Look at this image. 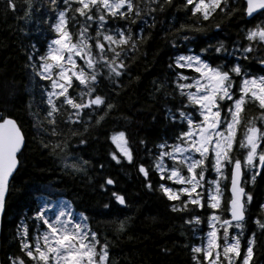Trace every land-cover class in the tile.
Listing matches in <instances>:
<instances>
[{"label": "snow or ice", "instance_id": "snow-or-ice-1", "mask_svg": "<svg viewBox=\"0 0 264 264\" xmlns=\"http://www.w3.org/2000/svg\"><path fill=\"white\" fill-rule=\"evenodd\" d=\"M171 2L48 0V7L23 0L21 19L25 22L41 9L54 21L50 29L55 35L47 41L43 54L31 45L28 67L34 85H38L40 106L45 109L42 118L39 112L32 113L33 128L52 138L47 143L41 139L40 147L59 158L62 170L86 173L89 162L67 151L65 137L68 134L60 129V124L69 125L73 136L77 133L71 131L72 125H82L87 132L90 126L101 124L115 105L107 96L99 94L98 86L105 80L114 87L120 86V79L129 72L130 53L147 39L143 35L145 27H154L155 13L163 11ZM245 5L244 15L249 18L264 13V0H245ZM183 8L198 21H208L218 9L220 14L229 17L237 11L228 0H185ZM7 9L16 12L17 4L7 0ZM70 21L75 22L73 28L79 24L75 32L69 30ZM137 21L143 27H138L134 36L131 26ZM174 31L180 35L203 29L181 23ZM243 38L246 43L241 46L239 41L234 42L231 52L223 41L214 48L216 53L234 57L236 62L231 65L223 60L213 64L205 59L207 47L199 52L189 48L187 54L170 57L166 67L171 78L165 76L162 83L154 81L155 92L162 93L164 100L175 101L179 97L175 108L164 105V113L166 120L184 130L170 138H161L152 148H147L145 140L139 141L145 146L150 161L148 167L143 163L137 165L146 181L145 187H153L149 179L151 170L159 178L157 189L172 202L174 212H186L189 206L220 209L224 194L221 184L229 180L226 173L230 170L229 218L211 212L205 242L190 248L193 264H255L256 233L244 236L247 205L252 195L242 184L254 182L256 175L264 171V75L253 74L247 63L250 56L257 59L253 54L264 50V25L245 29ZM193 39L190 35L181 36L186 43ZM170 43L173 48L178 46L176 40ZM258 62L264 66V58ZM169 85L175 95L165 90ZM249 106H255L258 114L247 116L245 121ZM109 139L122 153V156L110 153L112 159L118 164L122 159L131 164L134 156L126 133L114 132ZM80 143L85 141L81 139ZM27 145L25 131L17 120L0 115V214L5 210L10 177L18 169L19 156ZM234 151L243 152V160L234 157ZM213 173L215 179L210 178ZM246 174H251L250 181L243 180ZM114 184L115 181L107 177L100 188L106 190L105 185ZM112 196L120 205H125L124 195L113 192ZM35 201L31 216H21L16 225L13 239L17 241L20 254L8 255L7 264H113L109 240L92 228L84 212L74 211L70 202L61 197L54 199L46 191L36 194ZM260 209L264 212V204ZM185 223L195 230L200 217L192 216ZM253 223L264 232L260 218ZM125 227L124 221H118L116 231L123 232ZM161 251L166 253L168 249Z\"/></svg>", "mask_w": 264, "mask_h": 264}, {"label": "trees", "instance_id": "trees-1", "mask_svg": "<svg viewBox=\"0 0 264 264\" xmlns=\"http://www.w3.org/2000/svg\"><path fill=\"white\" fill-rule=\"evenodd\" d=\"M13 2L17 4L16 12L7 9V0H0V115L17 120L25 131L28 145L23 155L19 156L20 165L9 183L1 237L3 264H7L8 255L20 254L17 241L13 239L16 225L21 216H29L28 212L36 207L35 196L41 191L63 195L89 214L92 228L110 242L113 264H193L190 248L196 244L199 234L205 236L206 227L199 223L194 230L192 225L186 224L185 218L188 220L193 210L172 211L171 202L157 189V183L151 181L152 189L146 188V181L137 170L139 163L146 167L150 163L145 146L139 143L141 139L145 140L147 148H152L163 136L170 138L176 133V126L165 119L164 105L175 108L179 97L175 101L164 100L162 93L155 92L154 81L162 83L165 76L171 78L172 74L166 67L169 58L178 54L176 48H180L181 52L187 50V45L181 40L182 35L196 38L188 43V47H204L207 37L211 46L215 47L223 41L225 48L231 52L234 42L239 41L241 46L246 43L244 30L260 24L263 21L262 15L247 18L244 15L245 0H236L232 8L237 11L231 17L220 14L218 9L208 21H198L192 17L190 11L183 8V0H172L163 11H157L155 26L145 27L143 32L147 39L139 44L138 50L130 53L132 61L129 72L120 79V86L114 87L106 80L98 86L99 94L107 96L115 105L101 124L90 126L87 132L82 125H72L71 131L77 133L74 136L69 132V125L60 124V129L68 134L65 137L68 141L67 151L89 162L86 173H72L62 170L59 158L40 147L41 139L47 143L52 138L33 128L32 113L39 112L42 118L45 109L40 106L38 85H34L33 74L28 67V53L32 51L31 45H35L39 54H43L44 44L55 35L50 29L54 21L41 9L25 22L21 19L24 16L21 10L23 0ZM33 3L50 7L48 0H33ZM191 7L189 5L188 9ZM74 23L69 22V30L72 32L79 27L76 24L73 28ZM181 23L198 26L203 31L177 35L174 29L179 28ZM149 24H152L151 20ZM217 24L220 25L219 29L216 28ZM134 26L143 25L137 21V24L131 26L135 36L138 29L134 30ZM172 40H176V48L172 47ZM253 55L257 59L250 56L248 66L255 72H261L258 61L264 58V50ZM212 56L213 64L221 62L214 52ZM228 60L229 63L233 61ZM165 90L175 95L170 85ZM257 114V108L250 106L245 121L247 116ZM119 131L126 133L132 149L134 160L131 164L123 159L118 164L110 155L114 147L109 137ZM239 138L240 133L237 134ZM81 139L85 141L84 144L80 143ZM100 165H103L102 169ZM107 177L112 178L115 184L105 185L106 190H102L100 185ZM263 177V174L256 177L250 189L254 196L252 216L260 218L262 222L264 212H261L260 205L261 201L264 204ZM149 179L156 180V174L151 170ZM113 192L124 195L125 205H120L114 199ZM205 211L196 210V213L202 215ZM248 217L251 218L250 213ZM121 220L126 227L123 232H117L116 225ZM249 226L252 228L251 233H256L254 262L264 264V232L251 221ZM193 230L197 233L195 236ZM161 249L168 251L165 253Z\"/></svg>", "mask_w": 264, "mask_h": 264}, {"label": "rangeland", "instance_id": "rangeland-1", "mask_svg": "<svg viewBox=\"0 0 264 264\" xmlns=\"http://www.w3.org/2000/svg\"><path fill=\"white\" fill-rule=\"evenodd\" d=\"M185 1L183 0V3H184ZM228 3H229V5L232 7L233 5H234V3H233V0H230V1H228ZM248 18V17H247ZM260 24H262V25H264V19H263V21L260 23ZM133 29L134 30H137L138 29V27H136V26H134L133 27ZM195 39L196 38H194L193 39V41H195ZM48 41V40H47ZM47 41H46V43H47ZM46 43L44 44V47H43V49H44V51H45V46H46ZM204 43H205V45H204V47H197V49H195L193 46H189V47H191V48H193L192 50L193 51H195V52H199V50L201 49V48H205V47H207L208 48V51H207V53L204 55V58L205 59H208L211 63L213 62L212 61V59H213V56H212V52H214V54L215 55H217L220 59H221V61L223 60L224 62H225V64L226 65H231V64H233L234 63V60H235V58L234 57H232V56H229V58H228V56H227V54L225 53V54H219V53H216L215 51H214V48L216 47V46H219V45H216L215 47H213V46H211L210 45V41L209 40H207V37H206V40H204ZM185 44L187 45V48H189L188 47V43H186L185 42ZM176 51L178 52V54H180L181 53V49L180 48H176ZM228 52H230L229 50H228ZM178 54H176V55H178ZM187 54V53H186ZM228 59H232L233 61L232 62H230L229 63V60ZM258 65H260L259 64V62H258ZM261 67H262V65H260ZM264 68V67H263ZM250 69V71L251 72H254V73H256L255 71H253L252 70V68L250 67L249 68ZM226 70V69H225ZM261 71H262V69H261ZM186 74H192L190 71H188V72H185ZM255 75H264V72L263 73H257V74H255ZM251 114L252 115H254L253 114V112H251ZM243 129V128H242ZM176 131V133L178 132V131H181V130H184V129H180V128H178V127H176V129H175ZM162 138H167V136H163ZM171 142V141H170ZM114 145H115V147H116V144L114 143ZM153 151H155L154 149H153ZM116 154H117V156H122V153H120V151H119V149L116 147V152H115ZM241 155H236L235 157H238V158H240L241 160H243V152H239ZM226 175L230 178V176H229V171L226 173ZM250 175L251 174H246L245 176H244V178H243V180L244 181H250ZM210 178L211 179H215L216 177H215V174L213 173V174H211V176H210ZM158 176L156 175V180H154V179H151V181H153V182H156V183H158ZM228 181V180H227ZM227 181H224L222 184H221V187H222V189H223V199H225V195H226V192H228L229 193V199H230V192H229V185H228V188H227ZM170 184H171V182H169ZM247 183H249V182H247ZM247 183H244V185H245V187H246V184ZM250 184H252V186L254 185V182H250ZM153 185V184H152ZM174 186V185H173ZM248 193H250V192H248ZM263 193H264V189H263ZM251 195H252V201H251V204H253V200H254V196H253V194L251 193ZM53 196V198L55 199L56 197H61V198H63V199H65V200H67L68 202H70V204L72 205V208H73V210L74 211H76V212H84L88 217H89V223L91 224V218H90V216H89V214L87 213V212H85L84 210H82V209H80V208H78L77 206H75L74 205V203L70 200V199H68V198H66L65 196H63V195H60V194H53L52 195ZM257 198V200L259 199V196H257L256 197ZM36 202V201H35ZM228 202V201H227ZM251 204H250V207H248V205H247V208H248V213H250V215H251V218H247L246 219V223H245V228H244V236H248V235H250L251 234V230H252V228L249 226V222L251 221V223H253V221L256 219V217H254V216H252V210H251ZM261 204H262V201H261ZM171 205H172V202H171ZM34 206H36V203H35V205ZM189 208H191L190 206H189ZM192 209V208H191ZM193 210V214L191 215V217L192 216H199L200 217V223L202 224V226L203 227H206V233H207V229L209 228V226H208V217L210 216V214H211V212H213V211H215L218 215H221L223 218H227L226 217V214H227V212H228V208L225 210V211H223V210H219V209H209V208H207V207H205V208H203V209H199V208H197V209H192ZM196 210H206L205 211V213H203L202 215H200V214H198V213H196ZM225 212V213H224ZM31 214H32V212H28V215L29 216H31ZM191 217L189 218V219H191ZM185 220H187L186 218H185ZM20 222V219L18 220V223ZM92 226V225H91ZM96 230V229H95ZM209 230H210V228H209ZM208 230V231H209ZM97 231V230H96ZM230 233L231 232H233V229H231L230 228ZM98 232V231H97ZM193 232H194V235L193 236H195L197 233L193 230ZM99 233V232H98ZM204 235H202V234H199L198 235V237H196L197 238V241H196V244L195 245H200V244H202V243H204L205 241H204ZM243 243H244V241H243V238H242V240H241V244H242V246H243Z\"/></svg>", "mask_w": 264, "mask_h": 264}, {"label": "water", "instance_id": "water-1", "mask_svg": "<svg viewBox=\"0 0 264 264\" xmlns=\"http://www.w3.org/2000/svg\"><path fill=\"white\" fill-rule=\"evenodd\" d=\"M11 178L12 177H10V181H11ZM10 181H9V183H10ZM7 195H8V193L6 194V197H5V210H6ZM5 210H4V212L2 214H0V264H2V259H1L2 240H1V236H2L3 217H4Z\"/></svg>", "mask_w": 264, "mask_h": 264}, {"label": "flooded vegetation", "instance_id": "flooded-vegetation-1", "mask_svg": "<svg viewBox=\"0 0 264 264\" xmlns=\"http://www.w3.org/2000/svg\"><path fill=\"white\" fill-rule=\"evenodd\" d=\"M262 16L264 17V13H262ZM264 72V71H263ZM247 216H248V214H247Z\"/></svg>", "mask_w": 264, "mask_h": 264}]
</instances>
